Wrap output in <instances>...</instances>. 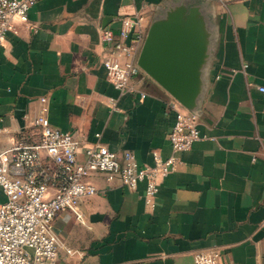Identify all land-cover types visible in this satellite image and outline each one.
Listing matches in <instances>:
<instances>
[{"label": "crops", "instance_id": "crops-1", "mask_svg": "<svg viewBox=\"0 0 264 264\" xmlns=\"http://www.w3.org/2000/svg\"><path fill=\"white\" fill-rule=\"evenodd\" d=\"M177 6L198 11L207 46L200 138L172 152V98L146 75L143 98L115 90L99 33L133 14L146 32ZM12 26L0 44V150L43 97L49 126L78 141V160L94 141L138 163L149 164L152 150L176 157L152 207L142 183L128 189L89 172L83 181L96 192L79 200L81 221L68 211L52 219L56 264H193L210 247L221 264H264V0H38Z\"/></svg>", "mask_w": 264, "mask_h": 264}, {"label": "built area", "instance_id": "built-area-1", "mask_svg": "<svg viewBox=\"0 0 264 264\" xmlns=\"http://www.w3.org/2000/svg\"><path fill=\"white\" fill-rule=\"evenodd\" d=\"M38 0H0V44L14 31L12 19L26 21L29 7ZM116 30L101 28L99 37L106 48L101 65L106 79L118 92L137 93L141 76L136 58L145 32L138 14L122 16ZM264 91L261 86L257 87ZM35 115L18 129L0 150V264H56L59 247L52 231V219L60 211L81 221L78 202L96 192L83 181L89 172L134 189L143 184V203L153 206L159 180L171 172L176 157L150 152V163H138L130 151L116 153L94 141L76 157L78 141L68 132L48 124L43 97L38 98ZM111 109L113 100H108ZM173 122L166 139L172 152L188 150L200 138L197 116L172 100ZM1 131V129H0ZM98 137V134H95ZM67 254L71 250L65 249ZM193 264H221L215 247L192 254Z\"/></svg>", "mask_w": 264, "mask_h": 264}, {"label": "water", "instance_id": "water-1", "mask_svg": "<svg viewBox=\"0 0 264 264\" xmlns=\"http://www.w3.org/2000/svg\"><path fill=\"white\" fill-rule=\"evenodd\" d=\"M206 46L198 11L190 8L185 13L177 6L148 26L136 64L172 100L198 117L196 101Z\"/></svg>", "mask_w": 264, "mask_h": 264}]
</instances>
